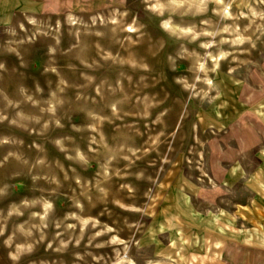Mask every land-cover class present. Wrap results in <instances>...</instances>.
I'll return each mask as SVG.
<instances>
[{
	"label": "rangeland",
	"instance_id": "rangeland-1",
	"mask_svg": "<svg viewBox=\"0 0 264 264\" xmlns=\"http://www.w3.org/2000/svg\"><path fill=\"white\" fill-rule=\"evenodd\" d=\"M225 21L213 2L0 0V264H183L195 215L153 236L178 201L235 220L224 264H264L232 233L264 223V29L235 48Z\"/></svg>",
	"mask_w": 264,
	"mask_h": 264
},
{
	"label": "bare ground",
	"instance_id": "bare-ground-1",
	"mask_svg": "<svg viewBox=\"0 0 264 264\" xmlns=\"http://www.w3.org/2000/svg\"><path fill=\"white\" fill-rule=\"evenodd\" d=\"M178 3L182 2V0H176ZM191 4H194L197 9H201L207 6L208 2H213L215 4V11L217 13H221V15L226 18L224 29L230 30L234 32V36L231 38L230 45L235 44V48H242L244 47L243 44L246 43L247 37L253 35L258 32L263 31L264 26V8H256L252 7V3H250V0H238V5L244 6H250L252 8L251 12L248 13L245 9H242V14L237 13L231 8V2H228L227 0H187ZM161 3L156 2L155 5L159 6ZM196 12V11H195ZM243 16L249 17L248 22L245 23L244 28L242 27L240 20H242ZM166 24H170V21L167 20ZM134 26H132L133 28ZM183 29H187V26H183ZM208 33H212L211 27L206 28ZM244 30H249L250 32L245 33ZM195 36H197L199 33L195 32ZM229 36V35H228ZM228 36L223 37L225 40H228ZM247 47V46H245ZM231 48L221 50L217 54H212L211 57L214 61L213 66L214 68H217L220 66L221 62L227 58L231 51ZM211 80V79H210ZM212 87L208 85L206 87V91L211 90ZM221 95H223V100H221L222 103L218 102L215 105V110H213V117L217 118V114H222L223 111L219 109L220 105H224L228 103V100H226L225 96H227V92L221 91ZM260 109V108H259ZM261 111H264L261 109ZM235 177L232 175V178ZM239 177L233 178L232 181H235ZM256 180L258 181L259 185H261V189L259 190L264 191V175L260 172L256 176ZM225 181H228L226 179ZM190 211H187L185 207L182 208L179 201L177 204L176 209L168 210L167 215V222L160 224L159 228L154 230L153 236L157 237L158 233L161 231H166L167 229L171 230V238L173 240V243L176 240V237L179 235L180 231H183L182 225L185 223H195L194 222V215L197 217V227L195 231H192L191 234L184 235L181 234L183 243H188L190 254L187 256L186 253L181 252L180 256L183 257L181 260V263L183 264H224L219 258H216L215 253H218L219 249L217 248L220 245V242L218 241V237H222L224 233L227 232V227H231V223H235V220H233L230 217H222L221 214H218L214 211H211V216L208 219L204 218L203 214L198 213L196 210L193 211L194 214H192V209L189 208ZM264 207L259 208V214L264 217ZM222 212H226L225 209H221ZM87 222L85 217H82V226L85 225ZM204 226L208 228V232L204 231L200 226ZM245 232L242 234V232L237 230H232V233H234L236 236H241L242 238L248 242L254 241L256 244H262L264 245V223L261 228L256 229V231L252 230H244ZM223 233V234H222ZM257 235V237H256ZM254 238V240H252ZM17 245H20L24 241H16ZM179 256V257H180ZM177 257V256H175ZM177 260L180 262L179 258Z\"/></svg>",
	"mask_w": 264,
	"mask_h": 264
}]
</instances>
